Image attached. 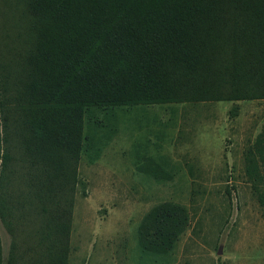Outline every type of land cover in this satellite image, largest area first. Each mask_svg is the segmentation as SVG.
Segmentation results:
<instances>
[{"label":"trees","instance_id":"16d2710c","mask_svg":"<svg viewBox=\"0 0 264 264\" xmlns=\"http://www.w3.org/2000/svg\"><path fill=\"white\" fill-rule=\"evenodd\" d=\"M22 57L0 77V128H19L52 192L75 173L89 107L264 99V0H13ZM7 137H0V145ZM11 156L0 148L6 167ZM158 179L167 170L146 159ZM264 212V130L246 152ZM54 211L47 264H67L71 213ZM190 222L170 201L138 229L144 252L168 253ZM0 264L2 243L0 237ZM9 264H15L14 253ZM46 264V263H41Z\"/></svg>","mask_w":264,"mask_h":264},{"label":"rangeland","instance_id":"374dc122","mask_svg":"<svg viewBox=\"0 0 264 264\" xmlns=\"http://www.w3.org/2000/svg\"><path fill=\"white\" fill-rule=\"evenodd\" d=\"M12 1L0 0V77L22 57ZM262 130L264 99L89 107L75 173L49 192L19 128L1 127L11 156L0 161L2 264L12 253L15 264H47L59 207L71 213L67 264H264V212L246 172ZM146 159L170 176L141 171ZM165 201L184 206L189 225L168 253L144 252L139 225Z\"/></svg>","mask_w":264,"mask_h":264}]
</instances>
